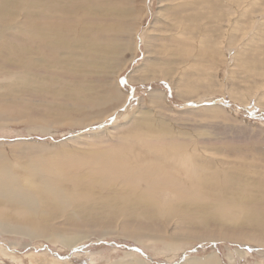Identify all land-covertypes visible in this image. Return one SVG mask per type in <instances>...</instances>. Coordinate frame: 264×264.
<instances>
[{
  "label": "rangeland",
  "instance_id": "1",
  "mask_svg": "<svg viewBox=\"0 0 264 264\" xmlns=\"http://www.w3.org/2000/svg\"><path fill=\"white\" fill-rule=\"evenodd\" d=\"M3 9L1 173L40 188L52 169L53 181L0 195V264H188L215 253L218 264H264V0H0ZM165 146L206 162L207 197L151 195L100 172L124 158L185 180Z\"/></svg>",
  "mask_w": 264,
  "mask_h": 264
},
{
  "label": "bare ground",
  "instance_id": "2",
  "mask_svg": "<svg viewBox=\"0 0 264 264\" xmlns=\"http://www.w3.org/2000/svg\"><path fill=\"white\" fill-rule=\"evenodd\" d=\"M4 1V0H3ZM95 1V0H94ZM96 1H98V0H96ZM5 2H6V0H5ZM11 2V1H10ZM52 2V1H51ZM67 2V1H66ZM2 3V2H1ZM92 3V2H91ZM75 4V3H74ZM77 4V3H76ZM93 5V4H92ZM112 8V7H111ZM2 9V8H1ZM3 12H0V14H2L1 16H3L4 17V15L6 14V12H5V9H3L2 10ZM122 11V10H121ZM126 12V11H125ZM28 13H29V11H28ZM120 14V13H119ZM121 15V14H120ZM124 15V14H123ZM3 17H0V20H1V18L3 19ZM116 19V18H115ZM6 21H7V19H6ZM51 21V20H50ZM50 21H48V22H50ZM1 22V21H0ZM4 23V22H3ZM45 27H46V25H45ZM7 32V31H6ZM31 32V31H30ZM39 35H40V33H39ZM33 37V36H32ZM37 37V36H36ZM38 37H40V36H38ZM22 38V37H21ZM40 39H42V35H41V38ZM96 39V38H95ZM35 40V39H34ZM167 40V39H166ZM42 41H43V39H42ZM46 41V40H45ZM51 41V40H50ZM49 42V41H48ZM111 42L112 41H110V42H108V43H103V45L101 46L102 48H103V46L105 47V48H110V47H112L113 45L111 44ZM46 43V42H45ZM59 44V43H58ZM97 44V42L95 43V45ZM42 46V45H41ZM56 46V45H55ZM57 48H58V46H57ZM59 48H60V46H59ZM117 48V47H116ZM23 49V48H22ZM22 51V50H21ZM186 53V52H185ZM196 55V54H195ZM114 90V89H113ZM113 90H111V91H113ZM115 90H116V88H115ZM114 90V92L115 93H117L116 91ZM120 93V92H119ZM118 94V93H117ZM117 94H116V98H117ZM110 95V94H109ZM114 98V97H113ZM106 100V99H105ZM112 100V99H111ZM0 111H2V110H0ZM0 114H2V113H0ZM177 133V132H176ZM137 139V138H136ZM174 139H176V138H174ZM177 140V139H176ZM130 141V140H129ZM134 141V140H133ZM181 141H183V140H181ZM137 142V141H136ZM187 142V141H186ZM185 142V143H186ZM128 143V142H127ZM138 143V142H137ZM142 143V142H141ZM140 143V144H141ZM150 143H151V141H150ZM149 143V144H150ZM175 143H176V141H175ZM181 143V142H180ZM134 144V143H133ZM145 144V143H144ZM148 144V143H147ZM153 144V143H152ZM152 144L151 145H149V146H152ZM156 144V143H155ZM155 144H153V145H155ZM187 144H189V143H187ZM143 145V144H142ZM141 145V146H142ZM159 145V144H158ZM166 145V144H165ZM168 145V144H167ZM173 145V144H172ZM184 145V144H183ZM124 146V145H123ZM122 146V147H123ZM129 146V145H128ZM134 146V145H133ZM137 146H138V144H137ZM148 146V147H149ZM156 146V145H155ZM163 144H162V147L161 148H163ZM185 146V145H184ZM146 147V146H145ZM157 147V149H158V146H156ZM190 147V146H189ZM131 148V147H130ZM134 148V147H133ZM143 148V147H142ZM147 148V147H146ZM152 148H153V146H152ZM151 148V149H152ZM165 148H166V151H167V149L168 148H173V147H166L165 146ZM193 148V147H192ZM126 149V148H125ZM149 149V148H148ZM153 149H155V147L153 148ZM164 149V148H163ZM173 149H175L176 150V148L174 147ZM128 150V149H127ZM165 150V149H164ZM172 150V149H171ZM123 151V150H122ZM130 151V150H129ZM131 151H133V149L131 150ZM150 151V150H149ZM153 151V150H152ZM156 151V150H155ZM126 152V151H125ZM125 152H124V154H125ZM163 151H158L157 150V154L158 155H160L161 157L162 156H165L164 155V152L162 153ZM168 152V151H167ZM128 153V152H127ZM130 153H132V152H130ZM129 153V154H130ZM173 153H178V156L180 157L179 159H180V161H181V163H182V165H183V167H182V165L180 166V163H179V165H178V162H177V160H176V162H177V164L176 165H178V166H180L181 167V169L185 172L184 173V175H185V178L186 179H188V177L186 176V175H188V176H191V180H184L183 178H181V176L180 175H183V174H177V173H175V174H172V173H170L169 171H171V170H167L166 168H164L160 163L158 164L157 162H149L150 163V165L148 166V167H146V169H144V168H142V166H140V165H138V164H136L137 165V168L135 167V170H133V168L134 167H132V166H130L129 165V161L128 160H125L123 157V162L124 163H119V161L115 158V160H117L118 161V163L116 162H114V164L113 163H110V164H107V165H105V166H103V167H101L100 169H101V171L100 172H102V171H105V169H107V171L106 172H108L109 174H107V175H109L110 176V178H112L111 177V173H113V175H115V176H117V179H118V177L119 178H122L124 181V185L125 184H127L128 185V183L130 184V185H137L138 184V181H141V182H143V185L145 184L146 185V191H145V193L146 192H148L149 194H151V195H154L155 194V192H156V195H159V194H161V193H163V194H167L168 196L169 195H172L173 196V199H174V196L177 198L178 196L179 197H182L181 199L183 200V197H185L184 199H186V198H189L190 199V197H191V199H195L196 197H198L202 192H204L205 193V195H206V197H207V191H205V188H208V186H209V180L206 178V177H203V174H204V171H202V169H205L206 168V162L205 161H203L202 159H200V157H198V155H195V153H193V151H190V150H188V146H186L185 148H179V152L176 150V151H172L171 152V154H173ZM138 154V153H137ZM163 154V155H162ZM187 154H189L190 155V157H189V155H187ZM126 155V154H125ZM134 155V154H133ZM138 155H140V154H138ZM118 156V155H117ZM137 156V155H136ZM160 156H158V157H160ZM169 157L171 156L172 158L173 157H175V156H172V155H168ZM132 157V156H131ZM127 158V157H126ZM129 158V157H128ZM127 158V159H128ZM133 158H135V157H133ZM132 158V159H133ZM138 159H139V157H137ZM141 158H142V156H141ZM162 158H164V157H162ZM176 158V157H175ZM120 160V159H119ZM114 161V160H113ZM133 161V160H132ZM134 161H136V160H134ZM138 161V160H137ZM142 161V160H141ZM147 162V161H146ZM192 162H193V164H194V166H195V169H193L192 168ZM140 163V162H139ZM141 163H143V162H141ZM148 163V164H149ZM152 163V164H151ZM104 164V163H103ZM102 164V165H103ZM145 164H147V163H145ZM145 164L143 165V166H145ZM136 165H134V166H136ZM142 165V164H141ZM175 165V164H174ZM175 165V167H177ZM74 167V166H73ZM106 167V168H105ZM91 168V167H90ZM96 168V167H95ZM179 168V167H178ZM91 169H93V168H91ZM97 169H99V167L97 168ZM99 169V170H100ZM52 170V169H51ZM50 169H44L43 171L48 175V180H47V182H46V184H44V185H42V186H40V188H37V186L36 187H32L31 186V184L29 183L30 182V180H31V177L30 176H27L24 180L26 181V182H28V183H26L25 184V186H23L22 184H21V182L23 181V180H21V179H19V178H17V177H14V176H12V175H10V174H7V173H1L2 171H4V169H2V168H0V195H2V196H4V197H7V196H9L8 195V193L9 194H14V193H16V192H21V193H24V195L25 194H31L32 192H36V191H40V190H50V185H51V183H52V181H53V176L51 175V174H53V172L51 171ZM206 170V169H205ZM54 172H56L58 175H59V177L58 178H56L55 179V183H56V185H58L59 187H62V181H64V178L66 179V177L67 176H65V175H63L62 174V172L60 173V171H58V169H55V170H53ZM197 171V172H196ZM172 172V171H171ZM87 173V172H86ZM103 173H105V172H103ZM196 173H197V175H196ZM62 174V175H61ZM76 174V173H75ZM106 174V173H105ZM77 175V174H76ZM87 175H88V173H87ZM87 175H85V176H87ZM90 175V174H89ZM89 175L87 176V177H89ZM107 175H106V177H107ZM112 175V176H113ZM220 175V174H219ZM78 176V175H77ZM82 176H84V175H82ZM69 177V176H68ZM75 177V176H74ZM78 177H80V176H78ZM90 177H91V175H90ZM102 178V177H101ZM196 178V179H195ZM74 179V178H73ZM76 179V178H75ZM99 179V178H98ZM109 179V178H108ZM114 180H117V179H115V178H113ZM78 180V179H77ZM76 180V181H77ZM112 180V179H111ZM67 181V180H66ZM100 181H101V179H100ZM99 181V182H100ZM110 181V180H109ZM113 181V180H112ZM224 181V180H223ZM223 181H222V184H223ZM227 180H225L224 182H226ZM24 182V181H23ZM111 182V181H110ZM115 182V181H114ZM221 182V181H220ZM25 183V182H24ZM66 183V182H65ZM226 183H228V182H226ZM64 184V183H63ZM118 184V183H117ZM222 184H221V186H222ZM133 185H132V187H133ZM224 185H225V183H224ZM227 185V184H226ZM228 185H229V183H228ZM58 186H56L57 188H58ZM138 186V185H137ZM26 187V188H25ZM144 187V186H143ZM148 187V188H147ZM190 187H192V188H190ZM134 188V187H133ZM138 188H139V186H138ZM218 188H221L220 186L218 187ZM225 188V187H224ZM223 188V189H224ZM226 188H227V186H226ZM229 188V187H228ZM232 188V187H231ZM230 188V189H231ZM61 189H63V188H61ZM152 189L153 191H154V194H153V191L151 192L150 190ZM232 189H234V188H232ZM231 189V190H232ZM134 190V189H133ZM188 191L189 193H186V191ZM226 190V189H225ZM59 191V189H56L55 190V192H58ZM134 191H136V190H134ZM199 191H200V193H199ZM140 194V193H139ZM223 194V193H222ZM162 196H164V195H162ZM137 197H139V195L137 196ZM156 197V196H155ZM204 197V196H203ZM202 197V198H203ZM162 198H164V197H160V199H161V201H162V204H163V199ZM201 198V199H202ZM156 199V202H155V205L156 204H161V201H160V203H158L157 202V199L158 198H155ZM166 199V198H165ZM180 199V200H181ZM191 199H190V201H191ZM206 199V198H205ZM171 200V199H170ZM181 200V201H182ZM215 200H216V203H217V205L218 204H220V205H230V204H225L224 203V201L222 200V197H221V195L219 194V195H217L216 196V198H215ZM189 201V202H190ZM23 202H25V201H23ZM174 203V202H173ZM188 204V203H187ZM232 204V203H231ZM25 205V204H24ZM234 205H236V203L234 202L233 203V206ZM243 205V204H242ZM167 206V205H166ZM237 206V205H236ZM159 207V206H158ZM157 207V208H158ZM225 207H227V206H225ZM242 207V206H241ZM237 208V207H236ZM235 208V209H236ZM239 208V207H238ZM154 209V208H153ZM160 209V208H159ZM165 209H167V208H165ZM165 212V211H164ZM32 218V217H31ZM204 221V220H203ZM206 221V220H205ZM204 221V222H205ZM243 241V240H242ZM66 243V242H65ZM68 243V242H67ZM1 249H3V248H1ZM143 249V248H142ZM144 251V250H143ZM129 254H132V255H136V254H134L133 252H129ZM132 255H130V256H132ZM213 255V257H214V255H217L216 253L215 254H212ZM212 255H207V256H209V257H207V258H205L203 261L202 260H200V259H198V260H194V261H186V259H185V261L186 262H188V264H215V263H217V260H216V262L214 263V260H213V257H212ZM138 256V255H137ZM134 257V256H133ZM132 257V259H134ZM136 257V256H135ZM216 257V256H215ZM16 258V257H15ZM219 258V257H218ZM137 259V258H136ZM135 259V260H136ZM141 259V258H140ZM139 259V260H140ZM144 259V258H143ZM188 259H190V258H188ZM138 259H137V261H139ZM152 260V259H151ZM120 261H122V260H120ZM119 261V262H120ZM129 262V261H128ZM133 262H134V260H133ZM136 263V262H135ZM141 263V262H140ZM219 263V262H218ZM217 263V264H218ZM126 264V263H125ZM130 264H132L131 262H130ZM142 264V263H141ZM186 264V263H185Z\"/></svg>",
  "mask_w": 264,
  "mask_h": 264
}]
</instances>
